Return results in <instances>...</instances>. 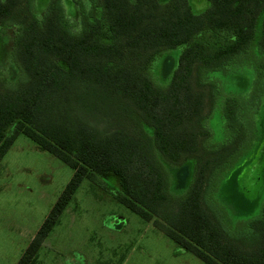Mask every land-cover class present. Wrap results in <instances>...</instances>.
<instances>
[{
  "label": "trees",
  "instance_id": "16d2710c",
  "mask_svg": "<svg viewBox=\"0 0 264 264\" xmlns=\"http://www.w3.org/2000/svg\"><path fill=\"white\" fill-rule=\"evenodd\" d=\"M192 1L0 0V162L20 134L73 171L17 264H36L82 181L106 175L204 264H264V199L239 232L207 202L264 152V0ZM241 75L246 90L228 86Z\"/></svg>",
  "mask_w": 264,
  "mask_h": 264
},
{
  "label": "rangeland",
  "instance_id": "374dc122",
  "mask_svg": "<svg viewBox=\"0 0 264 264\" xmlns=\"http://www.w3.org/2000/svg\"><path fill=\"white\" fill-rule=\"evenodd\" d=\"M205 2L193 0L194 11L202 12ZM71 8L76 21L78 7ZM2 37L0 60L6 44ZM248 80L241 75L238 80L231 79L233 85L228 86L246 90ZM258 119L259 133L264 135V103ZM211 124L216 137H220L218 114ZM263 159L264 152H258L239 162L220 186L223 201H207L237 232L243 221L238 225L233 222L260 213L264 199ZM72 174L68 166L23 135L16 137L0 162V264L18 263ZM117 189V179L111 175L98 177L95 182L83 180L39 250L36 264H204L115 201ZM241 199L246 200L238 201Z\"/></svg>",
  "mask_w": 264,
  "mask_h": 264
}]
</instances>
